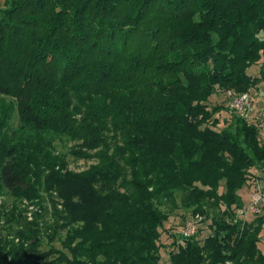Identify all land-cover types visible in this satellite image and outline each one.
<instances>
[{"label":"trees","instance_id":"1","mask_svg":"<svg viewBox=\"0 0 264 264\" xmlns=\"http://www.w3.org/2000/svg\"><path fill=\"white\" fill-rule=\"evenodd\" d=\"M263 82L264 0H3L0 195L52 207L0 206V264H264V211L237 214L250 168L264 181L260 127L211 101ZM48 133L97 163L63 172ZM180 207L203 217L181 242Z\"/></svg>","mask_w":264,"mask_h":264},{"label":"rangeland","instance_id":"2","mask_svg":"<svg viewBox=\"0 0 264 264\" xmlns=\"http://www.w3.org/2000/svg\"><path fill=\"white\" fill-rule=\"evenodd\" d=\"M3 0H0V3ZM257 67V66H256ZM254 68L255 73H257V68ZM253 70V69H252ZM229 91H236L235 89H229ZM251 95L252 99V107L250 110V116L254 119L257 115H259L261 112H264V82L261 83L258 88H253L251 90L247 91ZM229 94L228 92H221V93H216L212 95L211 101L213 103H219V104H225L226 107H229ZM11 98L8 96H4L0 94V110L3 107H7L11 103ZM9 107V106H8ZM1 115V111H0ZM222 117L229 118V114L225 111L221 112ZM264 120L263 117L259 119V121ZM19 114L17 110L15 109L12 120H11V129L14 131L15 134L14 136H23L22 134V129L19 127ZM13 136V137H14ZM45 142L50 143V150L52 151L53 155L56 157V160H63L59 165L63 167V172H82L89 167L93 166L94 164L97 163V160L94 159H87L86 157L82 156H76L73 153V150L76 147V142L75 140L71 139L69 136L65 135H59V134H54V133H48L45 134ZM58 170V167H57ZM250 171L253 173L258 172V168L252 167L250 168ZM239 195L241 196L243 206L242 208H247L251 201H252V188L249 187V185L243 186L239 190ZM52 194V192L48 191V195ZM44 198L49 199L50 197L47 196V193H44ZM44 199V200H45ZM47 200H45L44 204V210L41 206V203L39 202H34V201H24L23 199H18L12 196L10 193H4L0 195V206H5L6 211H13L17 210V212L20 210H26V217L28 218V221L33 220L36 218V216H43L44 219H49V214L46 213L47 209L51 208V203L48 204ZM50 202V201H49ZM180 203V202H179ZM37 204V205H34ZM50 210V209H49ZM45 211V212H44ZM200 215V214H199ZM191 217V212L186 211L182 207L178 208L174 213L171 214L169 221L166 223V227L170 228L167 229L168 231L174 232L176 237L181 240V231L183 230V226L185 225L186 221ZM253 214L249 213L244 215L243 218L245 219H252ZM42 218V217H41ZM211 222V219L207 220L204 224H202V236H206L210 234V228L208 227V224ZM5 226V225H4ZM75 225H72L74 227ZM50 234L51 231H48ZM65 231L62 233V236L60 238L56 239L54 242H52L56 249L58 250H63L64 245L62 243V238H64ZM171 237L168 235V232L165 231L162 236V242L166 248H163L161 250V254L163 257V262L168 259V251L170 250L169 244L171 242ZM183 241V240H182ZM43 248L48 249V243H47V238L46 241L43 245ZM163 264V263H162Z\"/></svg>","mask_w":264,"mask_h":264},{"label":"built area","instance_id":"3","mask_svg":"<svg viewBox=\"0 0 264 264\" xmlns=\"http://www.w3.org/2000/svg\"><path fill=\"white\" fill-rule=\"evenodd\" d=\"M229 94V107L234 110L239 116L244 118L247 121L256 122L259 127V135L260 138L264 141V120L259 121L261 117L264 118V112H261L259 115L254 117L256 120H252L253 118L250 116V110L252 107V99L251 95L248 92L238 93L235 91H228ZM255 177L252 179V201L247 208H241L237 211L239 217H244V215L252 213L254 215H260L264 211V181L260 176L262 173L259 171L255 173ZM203 217L197 215L195 217H191L183 227L181 231V242L182 240L192 237L197 234L199 226Z\"/></svg>","mask_w":264,"mask_h":264}]
</instances>
